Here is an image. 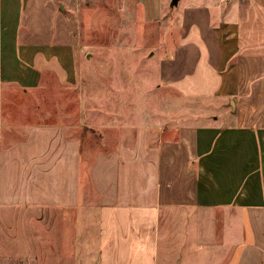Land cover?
<instances>
[{"label": "crops", "instance_id": "0c3cea01", "mask_svg": "<svg viewBox=\"0 0 264 264\" xmlns=\"http://www.w3.org/2000/svg\"><path fill=\"white\" fill-rule=\"evenodd\" d=\"M57 2L0 0V253L8 246L42 264L28 220L49 208L80 214L88 176L92 264H185L190 246L216 245L227 251L223 264H264V0H178L160 83L222 112L135 127L99 149H86L69 124L4 117L5 81L25 92L50 72L75 85ZM59 249L61 264H77Z\"/></svg>", "mask_w": 264, "mask_h": 264}, {"label": "rangeland", "instance_id": "374dc122", "mask_svg": "<svg viewBox=\"0 0 264 264\" xmlns=\"http://www.w3.org/2000/svg\"><path fill=\"white\" fill-rule=\"evenodd\" d=\"M57 1L63 6L59 10L65 13L69 24V67L75 85L62 86L50 72L33 76L37 84L25 92L23 83L5 81L2 84L5 119L9 115L14 119L16 115L23 123H66L74 134L84 136L86 149H99L135 127L148 129L149 125L155 130L170 118L180 121L193 111L213 115L222 112L214 106L185 99L160 83L163 51L173 44L179 27L177 8L170 6V0ZM92 157L91 152L84 155L86 167ZM83 180L86 181L83 206L87 208L80 210V214L70 211L63 215L61 209L49 208L37 211L35 220H28L39 241L35 259H42V264L53 257L49 260L51 264H61L60 243L65 245L67 257L75 258L77 264H92L97 230L95 213L88 208L93 201L88 176ZM46 243L49 249H43ZM12 252L8 246L7 251L1 250L0 264L15 261L31 264L28 257L21 260ZM9 254L13 263L6 261ZM186 254L180 263L223 264L227 251L221 245L200 251L190 246Z\"/></svg>", "mask_w": 264, "mask_h": 264}, {"label": "water", "instance_id": "95a60500", "mask_svg": "<svg viewBox=\"0 0 264 264\" xmlns=\"http://www.w3.org/2000/svg\"><path fill=\"white\" fill-rule=\"evenodd\" d=\"M178 0H170V6H175L177 4ZM59 8L60 9H63V6L62 5H59ZM230 106L233 107V103H232V100H230ZM179 264V263H177Z\"/></svg>", "mask_w": 264, "mask_h": 264}]
</instances>
